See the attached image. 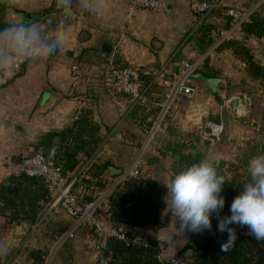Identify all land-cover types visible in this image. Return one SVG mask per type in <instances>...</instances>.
I'll use <instances>...</instances> for the list:
<instances>
[{"label":"crops","instance_id":"1","mask_svg":"<svg viewBox=\"0 0 264 264\" xmlns=\"http://www.w3.org/2000/svg\"><path fill=\"white\" fill-rule=\"evenodd\" d=\"M160 1L166 10H139L130 20L128 0H98L92 12L83 9L79 0H72L70 9H62L61 0H0L1 26L24 20H35L41 30L47 25V39L39 47L56 49L34 53L10 69H0V184H11L12 178L23 175L21 161L26 148L32 147L36 153L42 136L71 127L83 113L90 114L101 137L90 158V170L75 188L87 201L100 191L111 196L122 189L121 176L137 160L143 179L163 185L190 166L188 158L197 154L202 158L214 155L218 172L231 182L241 177L235 172L241 166L243 179L249 175L248 165L242 162L248 154L250 159L260 155L264 145V78H252L244 58L223 46L228 41L243 43L264 68V38L246 36L242 26H233L226 15L230 8H239L252 13V18L264 16V0H207L216 7L204 23L206 27L203 24L199 29V17L191 9L193 0ZM63 11L73 16L61 20L72 23L63 27V43L58 46L55 23L46 21H59ZM182 61L198 65L196 73L207 78L222 79L220 95L214 97L202 82L192 80L193 97L177 96L151 138ZM124 68L138 72L145 92L142 101L116 91L115 73ZM242 99L247 102V112L240 113L235 105L242 110ZM248 116L251 140L228 134V128L233 127L231 117L240 132ZM207 121L224 123L226 133L221 141L209 143L199 137L197 129ZM249 144L251 153H244ZM52 152L43 153L51 157ZM80 158L83 163L89 160L82 154ZM230 161L239 166L230 168ZM80 168L67 174L66 181ZM52 198L48 192V200L39 202L34 223L15 222L11 212L0 213V264H37L31 256L36 251L42 253V264L49 259L53 264H110V257H102L89 229L77 227L76 219L63 209L49 212ZM169 213L165 206L157 226L141 229L125 224L130 231L164 243L166 260L176 258L175 254L180 257L189 244L176 217L171 214L165 225ZM42 214H47V220L35 230ZM71 230L73 238L59 241ZM113 262L121 263L120 258Z\"/></svg>","mask_w":264,"mask_h":264},{"label":"trees","instance_id":"2","mask_svg":"<svg viewBox=\"0 0 264 264\" xmlns=\"http://www.w3.org/2000/svg\"><path fill=\"white\" fill-rule=\"evenodd\" d=\"M206 24V23H205ZM203 26L205 28L206 26ZM0 24V28H2ZM242 31L248 37L264 38V16L257 14L251 23L242 25ZM224 48H231L237 56H242L248 65V74L252 78H264V68L257 64L250 55L249 50L239 41H228ZM99 127L90 119L89 113H83L71 127L57 132L48 133L41 137L36 144V151H53L51 157L62 166L64 175L78 170L83 161L80 155L92 158L101 143ZM59 138L58 142H55ZM264 154V145L261 149ZM251 154L246 155L242 163L248 165ZM202 155L189 157L187 162L191 165L202 160ZM244 165V166H246ZM108 169V165H105ZM220 174L224 175L222 171ZM250 180V175L229 181L223 187L221 195L225 198V208L222 215L229 214L228 208L233 198L238 195L244 184ZM165 192L164 185L152 179L131 180L125 183L122 189L116 190L108 199L107 211L104 212L109 221L115 225L126 224L129 228H145L157 226L159 216L165 209L162 197ZM48 191L40 179L30 178L26 175L14 177L11 184H0V213L11 212V220L15 222H35L39 214V202L46 200ZM48 200V199H47ZM212 232L205 230L196 233L200 236L192 241L180 252L193 249V257L187 260L188 264H264V242H258L253 237L243 236L242 227H237V240L227 251H221V243L226 240L227 234L216 231L217 220L212 218ZM151 240V239H150ZM151 248L142 251L127 248L122 243L110 240L102 251V257L113 260L120 258V264H167L157 259V242L151 240ZM31 256L42 264V253L32 252ZM177 257H179L177 255ZM1 260V258H0Z\"/></svg>","mask_w":264,"mask_h":264},{"label":"clouds","instance_id":"3","mask_svg":"<svg viewBox=\"0 0 264 264\" xmlns=\"http://www.w3.org/2000/svg\"><path fill=\"white\" fill-rule=\"evenodd\" d=\"M98 0H79L80 6L94 11ZM72 0H61L62 9H70ZM57 45L63 43L64 28L56 25ZM48 26L41 30L39 23L24 20L0 28V69H10L26 61L34 53H52L56 49L42 45L47 39ZM250 180L233 198L228 213L222 215L225 198L221 193L226 178L217 170L216 158L211 153L175 173L164 185L162 200L166 210L177 218L179 231L212 232V218L217 220L216 231L227 234L221 251L227 252L236 242L237 227L247 228L248 234L264 242V154L256 155L248 163Z\"/></svg>","mask_w":264,"mask_h":264},{"label":"built area","instance_id":"4","mask_svg":"<svg viewBox=\"0 0 264 264\" xmlns=\"http://www.w3.org/2000/svg\"><path fill=\"white\" fill-rule=\"evenodd\" d=\"M215 4L207 0H193L191 3L192 11L198 15L199 21L197 29H199L210 17L215 9ZM167 6L160 0H128V19L132 20L139 10L163 11ZM226 15L231 19L232 25L241 27L252 18V13L243 11L239 8H230L226 11ZM198 70V65L188 61H182L179 65V71L175 77L174 87L167 96V103L163 109L161 118L154 130L158 129L160 123L164 119L167 111L171 107L174 99L179 95H185L192 98L194 89L191 86V76ZM116 91L119 94L131 96L133 99L142 101L145 92L140 82L139 74L133 68H124L116 71ZM224 123H216L207 121L199 125L198 134L204 142L216 143L221 141L225 133ZM140 160L134 162L129 169L121 176L119 184L121 187L131 180H142V172L139 167ZM91 168V159L86 160L79 173L69 182L66 181V175L63 173L62 166L58 164L52 157L45 155L43 152H36L30 158L24 159L21 163L22 174L30 177L41 179L52 197L57 189L60 190L57 197L52 198L49 203V212L51 210L63 209L68 215L76 219V226L87 228L90 230L93 241L98 245V249L106 247L110 240L122 243L127 248L146 251L151 248V240L146 235L130 231L125 224L115 225L109 221L103 212V207L107 202L110 193L100 191L96 197L87 201L83 195L76 191V186L81 182L82 176ZM47 220V214H42L35 225V230L44 225ZM243 236H249L247 228L242 229ZM73 230L66 233L59 239L73 238ZM157 259L167 264H188L187 260L176 257L166 260L167 247L164 243H157ZM45 264H53L51 260H47Z\"/></svg>","mask_w":264,"mask_h":264},{"label":"water","instance_id":"5","mask_svg":"<svg viewBox=\"0 0 264 264\" xmlns=\"http://www.w3.org/2000/svg\"><path fill=\"white\" fill-rule=\"evenodd\" d=\"M32 21H35V20H32ZM47 24H52V23H55V26L56 25H61L62 27L64 26H68L72 23L71 20L67 21L66 23L64 21H54L52 19L50 20H47L46 21ZM191 79L192 80H195V81H200L202 82L206 87L207 89L209 90L210 94L213 95L214 97H219L220 95V92H221V89L223 87V81L222 79H219V78H207L205 77L204 75L200 74V73H195L191 76ZM242 105L243 106V109H239L238 107V104L235 105L236 108H238L239 112L242 113V112H247V102L245 99H242ZM59 138L56 139V141H58ZM35 153V150L34 148L32 147H28L26 148L24 151H23V159L21 161V163L23 162L24 159H27V158H30L33 154ZM10 184L9 181H7L6 185ZM60 190L57 189L54 193V198L57 197V195L59 194ZM193 254H194V250L193 249H187L186 251H184L181 255H180V258L181 259H184V260H189L193 257Z\"/></svg>","mask_w":264,"mask_h":264},{"label":"rangeland","instance_id":"6","mask_svg":"<svg viewBox=\"0 0 264 264\" xmlns=\"http://www.w3.org/2000/svg\"><path fill=\"white\" fill-rule=\"evenodd\" d=\"M73 16V14H72V12H66V11H63L62 13H61V15H60V17H58V19H60V20H67L68 18H71ZM0 22H1V19H0ZM168 114V111H167V113H166V115ZM165 115V117L167 118V116ZM165 117H164V119H165ZM163 121V120H162ZM230 121L232 122V126L233 127H231V128H228V134H231L232 133V135H241V137H245V138H247V139H249V140H251L252 139V136H253V134H252V132H251V129H250V124H251V118H250V116H248V117H246V118H244L243 119V130H241L240 132L238 131V129H236L235 127H234V119H233V117H231L230 118ZM237 122H238V119L236 120ZM225 131H226V129H225ZM230 131V132H229ZM238 132V133H237ZM226 133V132H225ZM225 133H224V135H225ZM223 135V136H224ZM223 138V137H222ZM222 140V139H221ZM210 143V142H209ZM236 147H238L237 145H236ZM252 149V146H251V144H249L248 145V147L247 148H245V152L244 153H251V150ZM43 151V150H42ZM44 152V151H43ZM229 164H230V168L232 167V166H237L238 165V163L237 162H235V161H230L229 162ZM239 166V165H238ZM244 167L243 166H241V168L240 169H236V171L235 172H238V176H243L244 174L243 173H245L244 171ZM240 172V173H239ZM236 177V176H235ZM239 178V177H238ZM237 178V179H238ZM170 214V213H169ZM168 214V216H167V220L165 221L164 220V223H165V225H167L168 224V222L170 221V219H171V217H172V215L170 214L169 215ZM184 233H186V235H187V238H189V243H192V241H196L197 239H199V237L200 236H196L195 234L196 233H193V232H189V231H185ZM55 242V241H54ZM175 256H177V254H175Z\"/></svg>","mask_w":264,"mask_h":264}]
</instances>
